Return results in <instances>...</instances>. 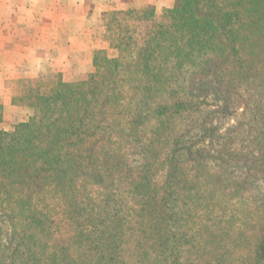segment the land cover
<instances>
[{"label":"trees","instance_id":"trees-1","mask_svg":"<svg viewBox=\"0 0 264 264\" xmlns=\"http://www.w3.org/2000/svg\"><path fill=\"white\" fill-rule=\"evenodd\" d=\"M140 19L0 131V264H264V0Z\"/></svg>","mask_w":264,"mask_h":264},{"label":"rangeland","instance_id":"rangeland-1","mask_svg":"<svg viewBox=\"0 0 264 264\" xmlns=\"http://www.w3.org/2000/svg\"><path fill=\"white\" fill-rule=\"evenodd\" d=\"M109 1L117 9L127 5V0ZM93 2L101 5L103 0H0V131L13 132L34 117L32 88L37 91L47 84L49 89L57 79L74 83L93 74L96 53H103L101 59L123 57L132 61L137 50L129 38L142 31L144 22L140 18L161 16L174 7L176 0H167L171 7H157L159 0L142 8L103 14L98 5L92 7ZM93 15L103 18L92 19ZM102 20L105 28L100 29ZM101 63L106 65L104 60ZM105 69L108 71L109 66ZM242 111L240 108L226 126L236 124ZM5 212L1 208L0 243L7 245L12 220Z\"/></svg>","mask_w":264,"mask_h":264},{"label":"crops","instance_id":"crops-1","mask_svg":"<svg viewBox=\"0 0 264 264\" xmlns=\"http://www.w3.org/2000/svg\"><path fill=\"white\" fill-rule=\"evenodd\" d=\"M158 1L159 0H127V2L125 1V3H127V5H126V7L124 9H117V8H115L113 2H110L109 0H103L101 5L98 4V3L96 4L95 2H93L92 3V7L98 5L97 8L99 9L100 13L102 12L101 14H103L104 12L109 11V10L110 11H113V10H126L127 8H130V7H132V8H142V7H145V6H148V5H152L151 3L156 4ZM161 2H163V3L160 4ZM161 2L157 3L156 6L157 7L160 6L162 8L171 7L172 6V4H169V3L167 4V0H165V1L161 0ZM90 8H91V6H90ZM98 16H100V17H98ZM95 17H98V18L102 19L103 15H97V16L93 15L92 19H94ZM100 25H101L100 29L105 28L104 20H102Z\"/></svg>","mask_w":264,"mask_h":264}]
</instances>
